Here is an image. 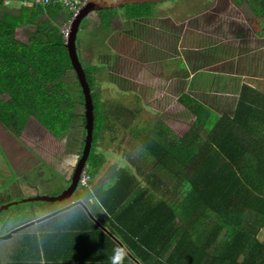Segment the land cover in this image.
Here are the masks:
<instances>
[{"label": "trees", "instance_id": "trees-1", "mask_svg": "<svg viewBox=\"0 0 264 264\" xmlns=\"http://www.w3.org/2000/svg\"><path fill=\"white\" fill-rule=\"evenodd\" d=\"M256 1L262 10L250 22L255 31H264V0ZM3 2L0 0V125L46 163L51 153L65 151L64 139L78 116L77 100L63 79L72 71L70 60L61 27L53 22L62 8L50 4L12 10ZM153 5L120 8L125 9L128 22L141 21L153 17ZM114 11H94L86 18L108 31L117 20ZM44 15L51 16V20H40ZM27 26L34 28L27 30ZM93 71L84 69L90 87ZM245 91L255 93L244 86L236 111L251 109L241 108ZM78 92L82 104L83 96ZM91 97L94 128L86 170L90 187L80 188L81 199L99 203L111 215L113 230L118 224L119 235L138 238L144 264H264V239L258 238L264 228V148H258L261 152L253 159H247L250 147L245 142L257 138L254 135L259 134L263 123L256 120L253 127L240 126L238 116H224L216 122L207 108L188 96L181 97L180 103L196 115L182 138L168 143L159 135L157 141L150 137L148 126L139 130L146 151L166 170L165 176L149 172L140 182L121 171L109 184L98 176L104 161L95 151L100 136L106 137L103 131L107 124L97 112V96L91 92ZM82 120L84 123L83 116ZM109 132L111 135L108 126ZM168 172L186 188L176 208L166 197L171 192L164 181ZM24 204L0 212V239L8 229L43 213L44 205L36 209ZM38 236L24 234L9 264H40ZM155 236L158 241L150 239Z\"/></svg>", "mask_w": 264, "mask_h": 264}, {"label": "crops", "instance_id": "crops-1", "mask_svg": "<svg viewBox=\"0 0 264 264\" xmlns=\"http://www.w3.org/2000/svg\"><path fill=\"white\" fill-rule=\"evenodd\" d=\"M242 4H247L256 10L254 0H213L210 7L203 12L185 17L176 23L178 27L175 30V35L179 40L176 42L172 39L168 47L160 46L154 41L145 42V36L150 30L159 35L154 29H151L150 25L146 24L144 27L145 20L154 16L141 21H127L139 24L135 34L132 32L136 27L134 25L116 32L115 21L108 31H103L97 26L99 30L97 34L90 31L87 24L89 34L91 33V37L88 36L89 39L88 37L86 39L90 56L93 58L96 55V57L103 58L100 63L87 66L88 69L94 68L91 73L90 92L95 95L99 92L96 89L92 91V87L99 79H104V76L106 78L105 74L108 78L107 83L110 80L113 85L115 81V87L119 86V80L117 78L114 80V75L117 76L114 69L117 68L114 64L116 54L120 57L115 49V43L118 39V42L126 40L125 45H132L134 39L136 47L132 53L129 52L132 58L126 57L127 49L120 51L123 59L119 61V64L123 69H120L118 74L122 79L121 83L125 85L124 88L131 91L139 90L136 94L141 103L146 106V100L156 99L160 108L167 111L185 110L193 116V123L196 120V115L180 103L181 97L188 96L207 108L216 122L224 116L229 119L238 116L237 122L240 126L253 127L252 124L258 120L263 124L259 126V134L254 135L257 138L245 141L250 147L247 159H253L256 154L261 152L258 148H264V31L253 29L250 21L252 16L257 13L244 16L240 7ZM61 8L65 13L63 14L60 10V16H57L53 22L57 25L61 24L62 27L65 21L71 19V14L63 7ZM41 18L51 20L49 15H44ZM95 40L100 42L102 47L94 46L92 48V43ZM104 42L105 46H103ZM144 46L146 52H155V61H150L149 58L145 60L140 58L144 54ZM169 54L171 56H166ZM157 56H161L160 59H157L159 58ZM131 62L136 68V76L123 78L122 74L127 70L126 64ZM82 68L85 69L83 65ZM143 69L145 73H142ZM98 70L102 76L95 79L94 74ZM127 73L126 71L125 74ZM138 73L142 74L138 75ZM140 76L143 77L140 78ZM244 86L255 93L243 92L244 105L241 108L243 109L245 106L251 109L240 110L239 108L236 111ZM163 93L166 96L160 99L159 94ZM166 97L172 98L171 101L169 98L170 104L167 106L165 105L168 104L165 102ZM146 126L141 129L144 130ZM154 126L153 124L149 128V134L151 138L156 137L157 139ZM165 127L169 128L168 123ZM156 130L160 132L162 128L156 127ZM159 135L161 134L159 133ZM241 143L244 144V142ZM71 158L69 152L64 151L51 153L47 159L48 163L55 165L56 168L59 167L65 185L69 184L71 177V163L73 162ZM28 174H30L29 171L24 175ZM129 174L135 176L140 182L146 176L141 173ZM24 175L20 176L22 180L19 193L21 197L33 196L36 189ZM168 175L172 174L168 172ZM54 177L55 175L50 177L51 180H55ZM116 177L111 176L109 184H112L113 178ZM41 183L43 185L45 181ZM168 188L170 189L169 186ZM82 192L78 188L70 198L66 199L68 202L64 200L52 204L47 203L42 208L43 213H37V218L15 226V229H10L8 235L0 239V264L10 263L11 258L19 249L22 236L27 232L40 235L37 237L40 241L38 245L40 264H144L141 252L143 247L138 238L119 235L116 221V229L114 227L113 230L110 222L111 215L107 214L100 204L92 199H81ZM77 193H81L79 197H77ZM169 195L170 191L166 197L172 206ZM53 220L54 222H52ZM54 227L55 231L53 232L55 233L50 231ZM43 232L45 233L43 234ZM261 232H264V228L258 234L259 239ZM150 239L158 241V236Z\"/></svg>", "mask_w": 264, "mask_h": 264}, {"label": "rangeland", "instance_id": "rangeland-1", "mask_svg": "<svg viewBox=\"0 0 264 264\" xmlns=\"http://www.w3.org/2000/svg\"><path fill=\"white\" fill-rule=\"evenodd\" d=\"M8 1H10L9 5L4 4V2L3 5L12 10H18V7H21V4L24 2V0ZM212 1L213 0H166L158 4H154L150 9L152 16L154 17L150 18L149 20L144 19V23L150 25L152 27L151 29H154L157 33H159V35H156L150 30V32L145 36V42L154 41L160 46L164 47H168L172 39L173 41L176 40L177 42L179 38L177 35H175V30L178 27L176 23L185 17H190L197 13L203 12V10L210 7ZM240 7L242 12L245 14L244 16L246 17L250 14H253L254 12L259 13L262 10L260 4L256 5V10L253 7H249L247 4H242ZM62 13L64 14L65 12L62 11ZM114 14H116L118 19L115 21L116 32L122 28H131L132 25H134L136 27L132 32L134 34L137 33L139 24L127 22L125 19L126 13L124 8L115 9ZM40 20L43 21L45 19L41 18ZM87 24L89 25L90 31L95 34L99 32L97 25L90 22V20L87 18L82 21L77 34L76 49H78L77 54L79 61L85 69L91 64L93 65L97 62L100 63L103 61V58L96 57V55H94L93 58L90 56V50L86 45V39L88 36L91 37V33L89 34V30L86 27ZM59 26L61 27V24ZM64 26L66 28V22L62 24L60 29L61 33ZM26 28H28L27 30H32L34 27L27 26ZM67 28L69 30V26H67ZM66 42L67 40L64 39V45ZM132 42V45H125V43H127L126 40L123 42H118L117 39L115 43V49L120 54V57L118 54H116L114 64H116L115 66L117 68L114 69L117 73V76L114 75V80L115 78L119 80V86L117 85V88L115 87V81L113 85L110 80H108L107 83L108 78L107 74H105L106 78L104 76V79H99V81L95 82L92 87V91H95V89L99 91L96 93V101L99 102L100 107L98 108L97 112L104 116L105 119L103 120V123L107 124L103 132L106 137V134H108V138H103V135H101L95 147L96 153L100 154L101 157L103 156L104 161L102 170L98 176L107 182L111 181V176L119 177L121 175V171H124L126 174L141 173L146 176L149 172H152L155 174L154 176H165L166 170H162V168L157 165L155 158L150 156V154H148L146 151L145 140L139 130H141V128L145 125H150L148 128H151V125L154 124V132L157 135V141L158 135L160 133L161 136L159 137L162 140H166V142H168L167 140L171 141L173 139L182 138L193 123V116H191L185 110L167 111L160 108L159 102L155 101L156 99H151V101L146 100V106L141 103L138 95L136 94V92H139V90L131 91L124 88L125 85L121 83L122 79L120 78V74H118V71L123 69L119 64V61L123 59L121 57L120 51L122 49H127L128 52L126 57L132 58L129 52L132 53L135 49L136 41L133 39ZM157 43L156 46H158ZM105 44L106 43L104 42L103 46H105ZM94 46L100 48L102 47V44L100 42H96L95 40V42L93 41L92 43V48ZM155 56L156 54L153 51L146 52V47L144 46V54L140 56V58L144 60L149 58L150 61H155ZM166 56L171 55L169 54ZM157 57H159L157 59H160L161 56ZM126 66V69L130 73L122 74L123 78L127 76L135 77L136 68L134 64L131 62L127 63ZM144 71L145 70L143 69L142 73H145ZM142 73H138V75H141ZM94 76L96 79V77L101 78L102 75L98 70ZM141 77L143 76H140V78ZM110 78L113 79L112 76H110ZM63 79L77 100L75 112L78 114V116L74 120L71 130L67 132L66 138L64 139V149L65 151L69 152L70 158L72 157L71 159L73 162H75L78 161V158L80 157L85 138V121L83 123L82 120V116L84 114V105L83 102L82 104L80 103L81 97L78 90L81 92V89L78 87V81H76L73 72H67ZM163 96L166 95H164V93L159 94L160 99ZM169 98H165V102L168 103L165 104L166 106L169 105L170 101L172 100L171 98L169 101ZM167 123L169 128L165 127ZM108 126L111 127V135L110 132L106 133V128ZM156 127H160L162 130L157 132ZM136 132L139 134L138 137L135 136ZM37 167H39V169L35 170ZM27 171H29L30 174L25 176L24 174H26ZM23 175L27 177L28 181L31 182V184L36 189V193L30 197H56L60 195L67 186L64 183V177L61 174L56 173V169L54 167L50 166V168L45 169L42 158L39 159L33 155L14 137L10 136L8 132L0 125V206L12 202H19L22 199L29 198L21 197L19 193L21 190L20 181L22 180L20 176ZM54 175L55 180H51ZM167 175L164 181L171 189L169 200L172 203V206L176 208L183 197L186 188L183 184H180V182L177 183L178 179H176L173 175H168L169 178ZM50 180L52 181L51 183ZM43 181H45V183L42 185L41 182ZM93 201L95 200L93 199ZM66 202H68V200H66ZM36 203L40 204L35 205V202L29 203L32 204L30 208L37 209V207L40 205H47V203L43 202ZM19 204L22 206L25 205L24 203ZM28 207L29 206L26 208ZM260 239H264V232H261Z\"/></svg>", "mask_w": 264, "mask_h": 264}, {"label": "water", "instance_id": "water-1", "mask_svg": "<svg viewBox=\"0 0 264 264\" xmlns=\"http://www.w3.org/2000/svg\"><path fill=\"white\" fill-rule=\"evenodd\" d=\"M163 1L166 0H83V6L75 14L69 24L68 37L65 44L72 71L77 78L83 96L85 138L80 157L78 158V161L76 162V165L72 171L69 184L64 188L60 195L56 197L35 196L25 198L19 202H12L0 206V212L11 206H16L19 203L43 202L52 204L55 202H62L70 198L79 188L78 182L80 180L81 174L87 167V160L91 151L94 128V108L91 92L76 49L77 34L82 21L94 11L116 9L125 5L157 4Z\"/></svg>", "mask_w": 264, "mask_h": 264}, {"label": "built area", "instance_id": "built-area-1", "mask_svg": "<svg viewBox=\"0 0 264 264\" xmlns=\"http://www.w3.org/2000/svg\"><path fill=\"white\" fill-rule=\"evenodd\" d=\"M10 1L4 0V4L9 5ZM83 0H29L21 4V6H31V5H39V6H46V5H58L60 7H63L71 14V19L66 22V28L62 29L63 38L67 40L68 37V28L72 18L75 16V14L81 9L83 6ZM90 183V177L87 174L86 170L82 173L80 180L78 182V186L80 188H88Z\"/></svg>", "mask_w": 264, "mask_h": 264}, {"label": "flooded vegetation", "instance_id": "flooded-vegetation-1", "mask_svg": "<svg viewBox=\"0 0 264 264\" xmlns=\"http://www.w3.org/2000/svg\"><path fill=\"white\" fill-rule=\"evenodd\" d=\"M257 4H260L259 2H257L256 0H254V6H256ZM128 73H130L128 70H126ZM126 71H125V73H126ZM124 73V74H125ZM29 151V150H28ZM33 154V153H32ZM34 155V154H33ZM50 166L51 167H54L55 169H58V168H56L55 167V165H53V164H50V163H48L47 161H46V163H44V168L45 169H47V168H50ZM73 167V166H72ZM39 169V167H37L35 170H38ZM56 172H57V170H56ZM58 174H61V172L60 171H58ZM8 232H7V234L4 232V234L2 235V237H4V236H6V235H8V233H9V230H7Z\"/></svg>", "mask_w": 264, "mask_h": 264}, {"label": "clouds", "instance_id": "clouds-1", "mask_svg": "<svg viewBox=\"0 0 264 264\" xmlns=\"http://www.w3.org/2000/svg\"><path fill=\"white\" fill-rule=\"evenodd\" d=\"M77 162V161H76ZM75 165H76V163H75ZM75 165L72 167V171H73V169H74V167H75ZM85 170H87V167H86V169ZM72 171H71V174H72ZM82 175V174H81ZM90 187V186H89ZM88 187V188H89ZM80 188V187H79Z\"/></svg>", "mask_w": 264, "mask_h": 264}]
</instances>
